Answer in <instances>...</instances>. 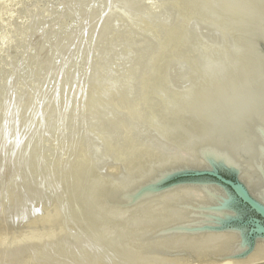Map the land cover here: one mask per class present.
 Instances as JSON below:
<instances>
[{"label":"bare ground","instance_id":"6f19581e","mask_svg":"<svg viewBox=\"0 0 264 264\" xmlns=\"http://www.w3.org/2000/svg\"><path fill=\"white\" fill-rule=\"evenodd\" d=\"M108 1L63 62L0 38V213L26 182L47 211L9 222L0 264H264V237L244 257L245 226L216 227L242 216L222 189L155 190L210 161L264 205V0Z\"/></svg>","mask_w":264,"mask_h":264},{"label":"rangeland","instance_id":"374dc122","mask_svg":"<svg viewBox=\"0 0 264 264\" xmlns=\"http://www.w3.org/2000/svg\"><path fill=\"white\" fill-rule=\"evenodd\" d=\"M110 3L111 2L108 0H106V2H105V0H2V1L0 0V38L2 37L3 42H9V43H7L8 45L6 44L7 47H9V48H7L8 49L7 52L9 53V51H10L11 55L15 54L17 52V54L14 55V56H16L19 53L18 51L23 50L24 47H28L32 50H36V52H38V53L40 52L39 55L42 54L41 58L46 63L47 59L44 58L43 53L41 51V50H43V45L41 44V42L37 41V38L39 36H44L46 38L43 37L44 38L43 41L47 40V42H45L46 43L45 45L47 46V49H49L48 51L52 50L54 53V54L53 53L52 54L55 56L54 58H53V56H51V59L52 60L55 59V61H59L60 57H57V56L62 55V57L60 59V60H62L64 53H65L64 59H66V51H67V53H70L71 51L73 52L74 51V45L76 46V45L82 44V46H84L85 45V39H88L87 36L88 35L90 36L91 34H93V32H95V30H94L95 27L97 28V26H98V28H100L103 26V25H101V22H102L101 20H100V22H98L99 20L97 21V19L91 20L89 17H87L85 15L86 18L90 19V23H89V20L88 19L86 20L85 16L82 15L83 12L85 11V13H87L88 10L89 9L91 10V8H93V7H95V8L102 7L104 9V16H102V19L104 20V18H106L104 21H107L108 20L107 17H109V13H111V11L114 9V8H112V3L111 4ZM111 8H112V10H111ZM85 20H86V22H85ZM91 21L92 22L97 21V22L96 23L94 22V25H93V23ZM91 23H92V26H95L93 28L94 31L91 28L92 26H90ZM103 27L101 29L97 28L99 31L98 30H96V31L102 32ZM85 29H87V30H85ZM74 31H76L77 35H76V33L74 35H71V33ZM86 31L87 32L89 31L90 33L87 34ZM79 33H81V34L83 33L85 35V37L84 36L81 37V35H78ZM45 35H47V36H45ZM74 36H76V37H74ZM99 36L95 37L93 39V41L95 42L97 47H99L98 45H100V44L102 45V42H103V41H101V37H99ZM76 40H79V41H76ZM77 42H78V44H77ZM77 47L78 46H76L75 49ZM57 52L59 55L56 54ZM60 53H62V54H60ZM56 59H58V60H56ZM63 60H62V62H63ZM8 72L11 73V71H8ZM48 73L49 74L52 73V75L50 74L49 77L51 76V79H53L52 76H53V74L55 76V72L48 71ZM48 73L46 75H48ZM54 79L58 80V78H56V76ZM26 183L22 185V187L25 186L26 188L23 187L24 189L22 188V190H21V188H20V190H19L22 193L21 194L19 192V199L20 198H22V199L18 200V201H22L20 203L18 202V204H19L18 207H20V206L22 207V208L21 207L19 208V210L20 209L21 210L19 211L18 207L14 208L12 211L8 210V212L11 211L14 214L10 213V216H7V218H6V215L8 214L7 211L4 212V213H6V215H4L3 213L1 215V213H0V222L5 217L1 223H3V222L6 223V224L0 223L1 224L0 228H2V230L0 229V231L2 233H5V235L4 234L2 235V233H0V236H1L0 237V244L5 239L8 238V234L10 236V235H12V233L14 231L19 230V228L21 229V227L22 228L26 227L23 224L30 221L29 218H31L32 216H34L33 219L31 218L33 220L34 224L35 223L37 224L40 220H42V219L39 220L36 217L42 216V212H40V210L42 209V211H43V208H44L43 205L44 204L42 202V204H43V205H41L43 207L42 208L39 205V204H41L40 203L41 201L34 199L33 190L31 187H28L29 182H26ZM27 188H29V190ZM23 190L27 195L24 196L25 193L22 192ZM28 191L30 192V194ZM20 195H21V197H20ZM28 195H30V196H28ZM26 197H29V199ZM35 201L36 202L39 201L38 206H40V208L36 207L37 205L36 206L33 205V203H35ZM27 202H29V204ZM21 203H22V205H21ZM30 203H32V204L30 205ZM35 204H37V203H35ZM27 205H28V207H27ZM29 206H31L32 208L30 209ZM15 209H16V211H15ZM36 210H38L39 212L38 211L36 212ZM57 210H58V212L56 214L60 213L61 209H57ZM26 211L29 213L27 214ZM30 212L32 215L30 214ZM35 212L37 214H35ZM46 212L44 209V212H43L44 216H45ZM55 212H53L54 215H55ZM17 214H19V215H17ZM17 216H19L20 218L25 216L23 218L26 219V221L21 218L23 220V221L21 220V225H22L21 227H18L20 225V222H18L19 224H17V226H15V223H17V220L19 218V217L17 218ZM27 216H28V218H26ZM44 216H42V217H44ZM249 216L250 215L245 216L244 220L248 221ZM56 217H57V215H56ZM58 217H57V219H55L56 221L60 220V218H58ZM20 218H19V221H20ZM13 219H15L16 222H15V220L13 222L12 221ZM34 219L36 221L37 220H39V221L35 222ZM32 220L30 221L31 225L33 224ZM11 221L13 222L12 224H14V229H13V225L11 223H9ZM8 223L10 225H8ZM39 223H42V222H39ZM30 224L28 222L27 226H31ZM9 226L10 227L12 226V227L10 228ZM7 227H8V229H7ZM12 229H13V231H12ZM9 231H12V233Z\"/></svg>","mask_w":264,"mask_h":264},{"label":"water","instance_id":"95a60500","mask_svg":"<svg viewBox=\"0 0 264 264\" xmlns=\"http://www.w3.org/2000/svg\"><path fill=\"white\" fill-rule=\"evenodd\" d=\"M206 182L222 189L239 208L242 216L232 218L227 224L218 225V230L245 226L247 249L242 256L247 257L258 239L264 237V205L257 201L248 186L240 179L237 171L229 166L206 161L198 165H181L168 170L155 185V190L169 189L185 184ZM249 220L245 221V216Z\"/></svg>","mask_w":264,"mask_h":264}]
</instances>
